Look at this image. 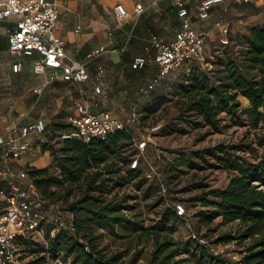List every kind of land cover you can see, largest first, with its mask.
Listing matches in <instances>:
<instances>
[{
  "label": "trees",
  "instance_id": "1",
  "mask_svg": "<svg viewBox=\"0 0 264 264\" xmlns=\"http://www.w3.org/2000/svg\"><path fill=\"white\" fill-rule=\"evenodd\" d=\"M241 41L246 44L240 55L234 56L226 47L225 55L219 58L218 83H213L208 75L193 72L182 85V96L186 110L192 113L193 117L189 120L195 128L209 126L212 132L221 131L219 115L223 112L237 120L243 115L249 119L247 136L235 143L223 142L204 150L205 160L214 159L220 168L230 174L227 185L202 191L192 200L201 201L207 207L198 215L205 226L222 217L223 224L236 223L240 228L239 237L229 234L222 239L224 241L204 236L214 243L247 239L251 245L239 261H232L208 253L191 239L189 245L194 250L193 264H264V25L252 26L249 36ZM240 97L249 107H241ZM68 127L70 125L65 129ZM49 131L57 137L60 132L54 133L48 128ZM60 142L59 151L54 153L58 174L50 172V167L29 166L26 167L28 180L39 192L42 204L54 208H59L54 201V187L79 186L82 187V195L71 203V211L59 209L56 219L50 221L54 232L46 235V246L42 250L44 255L24 263L59 264L57 260L61 259L65 264H121V253H109L99 247L95 228L114 229L128 222L130 218L125 209L130 197L123 188L131 183L136 190H140L148 178H141L140 165L137 168L130 166L134 156L126 149L132 144L133 135L131 131L117 130L105 140ZM259 149L261 153L254 160L245 156L246 152L253 153ZM123 164L127 166L124 174ZM161 192L164 209L153 228L157 239L163 235V240L157 242L150 263L187 264L188 259H176L174 254L169 253V248L176 243L171 235L181 217L172 205L165 203L167 188L164 184ZM173 202L186 206L181 199ZM80 213L87 218L79 217ZM43 222V219L40 220L41 228ZM33 238L32 234L19 238L17 243L22 260V254L32 244Z\"/></svg>",
  "mask_w": 264,
  "mask_h": 264
},
{
  "label": "rangeland",
  "instance_id": "2",
  "mask_svg": "<svg viewBox=\"0 0 264 264\" xmlns=\"http://www.w3.org/2000/svg\"><path fill=\"white\" fill-rule=\"evenodd\" d=\"M234 4L235 15L232 19H241L240 24L245 27V32L249 26L264 25L263 3L235 2ZM241 29L242 27L239 30L240 35H242ZM243 39L244 36L238 40L235 35L233 37L229 35L228 44H223L219 38L207 39V51L205 50L203 59L184 63L157 84V92L154 90L142 96L139 100L141 103L138 102L135 107H124V112L127 114L121 117L123 120L127 121L132 112L136 113L137 118L139 117L136 123H131L129 126L133 142L126 151L139 159L141 178L144 179V176L148 178L140 190H136L131 183L125 184L123 188L125 194L130 197L125 209L130 218L128 222L119 224L114 229L95 228L99 247L109 253H121V264H151L150 260L157 242L163 240V235L157 239L153 228L160 218V212L164 209L161 192L163 184L167 188L165 203L172 205L171 201L181 199L186 202L188 212V222L181 218L175 224V231L171 235L176 243L169 248V253L174 254L176 259H188L186 263L193 264L194 250L189 245L192 231L218 241H224L222 239L229 234L239 237L238 225L223 224L222 217L216 218L210 226L202 224L198 215L200 211H206L207 207L203 206L201 201L192 199L200 195L202 191L210 188H224L227 185L230 174L220 168L214 159L205 160L204 150L223 142L235 143L247 136L249 119L243 115L240 120H237L223 112L219 115L221 131L212 132L209 126L195 128L189 120L193 116L186 110L182 85L188 81L193 72L208 75L213 83H218L220 81V73L217 70L219 58L225 55L226 47H229V51L234 56L240 55V50L246 44L241 41ZM211 62L215 64L211 65ZM83 100L88 99L84 96ZM240 101L241 107L245 108L241 97ZM262 111L264 112V109ZM241 121L246 124H241ZM157 124L160 125V131L143 149H139L141 134ZM60 147L61 142L56 134H51L49 131L40 138H36L33 148L27 150L23 156L34 152L37 156L49 157L48 160L51 162L47 167H50V172L53 174H58V166L54 163V153L58 152ZM260 153L259 149L253 153L246 152L245 156L254 160ZM122 167V174H124L127 172V166L123 164ZM0 185L2 186L1 182ZM53 189L56 191L54 201L59 204V208L42 204V202L37 203L36 212L39 218L44 220L43 232L41 236H33L29 249L27 248L22 254L25 263L44 255L42 250L46 246V235L54 232L50 221L56 219L59 209L71 211V203L82 195V187L79 186L65 185ZM0 195L4 200V196ZM79 217L87 218L83 213H80ZM230 242L235 243L241 250L240 256H243L251 245L247 239L235 238ZM57 261L59 264L60 262L65 264L61 259Z\"/></svg>",
  "mask_w": 264,
  "mask_h": 264
},
{
  "label": "crops",
  "instance_id": "3",
  "mask_svg": "<svg viewBox=\"0 0 264 264\" xmlns=\"http://www.w3.org/2000/svg\"><path fill=\"white\" fill-rule=\"evenodd\" d=\"M54 1L59 10L54 34L65 40L68 56L84 62L88 52L101 47L104 51L88 64L91 78L84 83L65 81L60 70L50 68L38 74L33 70L38 54L12 56L8 51V35L15 28L16 19L11 17L1 21L0 137L9 133L15 125H24L38 118L46 121L49 130L58 133L70 125L71 116L78 114L77 105L84 96L92 112L109 111L115 117H124L127 114L124 107H135L142 96L154 90L157 92V85L146 92L158 74V67L153 62L156 49L152 38L156 36L165 43H171L182 25L176 13L175 0ZM185 1L192 27L205 34L206 42L207 39L218 38L220 41L224 38L229 40V35H235L240 40L242 36L248 37L250 28L255 26L247 27L245 32V27L240 24L242 20L232 19L235 15L234 3L247 4L242 0H226L216 5L204 19L200 17L202 0ZM118 4L124 5L127 10L123 19L115 14ZM140 7L144 10L138 15ZM137 56L146 58L145 67L139 68L134 64ZM15 62L21 63L17 72L13 70ZM99 71L102 73L97 77ZM97 87L101 89L100 93L96 91ZM36 89L39 91L36 92ZM25 153L10 160L14 171L26 169V165L43 168L51 162L45 155L47 159L34 152L23 156ZM5 204L0 195V208Z\"/></svg>",
  "mask_w": 264,
  "mask_h": 264
},
{
  "label": "built area",
  "instance_id": "4",
  "mask_svg": "<svg viewBox=\"0 0 264 264\" xmlns=\"http://www.w3.org/2000/svg\"><path fill=\"white\" fill-rule=\"evenodd\" d=\"M226 0H202L200 3V17L207 18L211 9ZM244 2H261L264 0H242ZM176 13L181 19L182 25L171 43H165L158 37L152 38V45L156 49L153 62L158 67V74L153 82L148 85L146 92L154 87L173 70L181 67L191 60H201L204 57L206 36L203 32L195 30L190 22L189 9L185 0H175ZM144 8L140 7L137 14H141ZM115 14L119 19L127 16V10L122 4L115 6ZM14 17L15 28L8 35V51L12 56L39 55L33 70L35 73H45L49 68L61 71V78L68 82L84 83L91 76L88 72V64L104 51V47L94 49L86 54V61L81 62L72 59L66 51V42L54 34L59 17V10L54 0H0V22ZM228 44V38L221 40ZM134 64L139 68L147 65L144 57L134 58ZM21 69V63L15 62L13 70ZM102 71L97 73V77ZM36 92L39 89L35 90ZM101 92L99 87L96 88ZM78 114L70 117V127L59 132L60 140H80L89 142L94 139L105 140L117 130L130 131L131 123L137 122L136 113L125 121L115 117L111 112H92L87 101L82 100L77 105ZM48 131V125L42 118L24 125H15L10 132L0 137V194L4 196L6 204L0 208V264H25L21 259L18 240L28 234L34 237L42 235L39 214L36 212L38 202H42L39 192L28 180L26 169L14 171L10 160L29 150L36 138ZM160 131V125H154L146 129L140 137L139 149L152 140ZM156 145V143H154ZM140 165L139 159L133 157L130 160L131 168ZM179 217L187 222V208L184 203H171ZM170 205V204H169ZM191 239L195 243L214 256L239 261L241 250L233 242L214 243L208 237L191 232ZM88 250V247H86ZM59 263V262H58ZM61 264V262H60Z\"/></svg>",
  "mask_w": 264,
  "mask_h": 264
},
{
  "label": "water",
  "instance_id": "5",
  "mask_svg": "<svg viewBox=\"0 0 264 264\" xmlns=\"http://www.w3.org/2000/svg\"><path fill=\"white\" fill-rule=\"evenodd\" d=\"M245 107H249V105H245Z\"/></svg>",
  "mask_w": 264,
  "mask_h": 264
}]
</instances>
